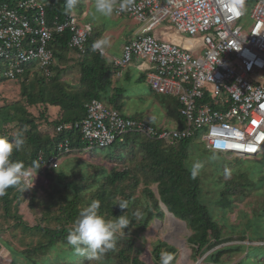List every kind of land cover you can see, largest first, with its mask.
Instances as JSON below:
<instances>
[{"label": "trees", "instance_id": "trees-1", "mask_svg": "<svg viewBox=\"0 0 264 264\" xmlns=\"http://www.w3.org/2000/svg\"><path fill=\"white\" fill-rule=\"evenodd\" d=\"M17 1L0 0V3L13 5ZM40 1L45 6L49 24H53L55 17L62 19L67 13H71L65 8V0ZM68 41V32L55 36L49 46L55 56L49 66L50 75L43 76L38 71L26 73L24 77L13 82L20 85L21 100L0 107L3 115L0 116V136L7 137L9 142L21 137L24 139L22 149L14 150L11 160L24 164L23 171L29 179L27 184L21 178L19 185L8 188L5 194L0 196V253H9L8 264H88V257L76 255L73 248L67 245L66 236L78 219L79 212L93 201H99V212L105 219L126 213L130 221L123 233H117L115 246L101 255L105 256V260L97 264H144L140 259L142 250L136 247V241L138 236L148 229L153 219L164 217L159 203L176 219L185 223L191 233L187 243L192 246L194 259H201L207 254L201 264H242L245 260V264H250L249 252L246 251L245 258L233 262L234 255L245 249L241 243L229 242L248 241L250 244L262 246L264 231L259 230V222H249L246 225L249 229L255 226L250 235L241 231V235L234 240L232 237H223L222 229L215 219V211L211 210L203 198V178L199 171L195 177L191 173L194 152H208L194 144L197 140H184L170 146L134 135L136 138L131 140L132 146L128 149L131 150L130 156L127 155L128 151L121 157H107L100 153L99 149L88 150L110 160L114 165L109 169L95 166L96 170L91 174L84 171V163L71 168L73 158L62 162L66 156L84 150L78 149L81 141L79 129H63L62 132L56 128L61 124L81 122L85 117V105L93 99L120 110L123 107L122 97L129 85L126 81L117 79L119 70L112 64H107V61L92 49V35L84 43L82 50L73 51ZM66 71L68 74L77 73V84L72 85L66 80ZM173 102L174 114L170 105L166 110L169 118L178 116L175 99ZM51 107L59 110L54 120H50L48 115ZM31 109H38L39 117L33 115ZM144 121L157 127L156 124ZM12 126L18 127L19 131L10 136L8 133ZM65 142L70 151L65 153L62 149V153H59L56 146L64 145ZM51 157H57V168L44 169V164L50 166ZM205 158L207 157L200 156L201 161ZM254 158H264V146L262 152ZM224 162L227 163L225 160ZM224 162L214 165V168L223 174L229 164H223ZM138 172L141 179L137 175ZM229 174H232V178L222 184L212 179L220 189L216 204L223 214L234 207L232 197L237 194L234 192L236 188L240 190L239 194L243 195L264 185V168L242 173L229 171ZM34 175L41 178L37 187L32 186ZM257 178L260 180H256ZM140 184L143 185V190L141 195L136 197L134 192ZM152 186H156L159 199L151 189ZM121 200L128 202L126 210L116 206ZM25 202L30 211L39 214L35 225L21 221L19 206ZM138 207L142 209L140 213L135 210ZM262 213L264 214V211ZM263 214L256 215L254 219L261 218ZM16 235L22 239L20 243L15 240ZM159 243L161 244L156 245L153 250L152 264H160L163 248L173 254L171 264H175L176 248L168 246L165 242ZM258 255L255 257L256 261ZM0 264H5V259L0 257Z\"/></svg>", "mask_w": 264, "mask_h": 264}, {"label": "built area", "instance_id": "built-area-1", "mask_svg": "<svg viewBox=\"0 0 264 264\" xmlns=\"http://www.w3.org/2000/svg\"><path fill=\"white\" fill-rule=\"evenodd\" d=\"M127 3L123 12L117 5L114 14L138 22L139 34L110 62L119 71L135 61L149 64L150 90L175 99L182 126H151L93 99L81 122L57 131L79 129L82 141L99 149L133 134L170 146L198 138L208 151L228 157L259 155L264 146V0ZM0 4V84L36 71L49 76L55 36L68 32L69 47L82 50L92 35L83 13H67L49 24L40 0ZM94 51L107 58L104 49ZM62 149L70 151L67 143L57 145L59 153ZM49 161L44 169L59 164L57 157Z\"/></svg>", "mask_w": 264, "mask_h": 264}, {"label": "rangeland", "instance_id": "rangeland-1", "mask_svg": "<svg viewBox=\"0 0 264 264\" xmlns=\"http://www.w3.org/2000/svg\"><path fill=\"white\" fill-rule=\"evenodd\" d=\"M94 8V0H78V3L76 4V7L73 11H71L72 14L79 16L82 12V9H85V12L87 14V22L96 21L98 26L104 25L105 28H111V24L113 22L112 16L105 18L103 16H99L98 14L94 17L92 15V11ZM135 24V23H134ZM247 24H249V21H247ZM139 25V24H138ZM119 42H116L114 48L112 49L113 52H117L119 54L118 49H116V45ZM72 56V55H71ZM71 64V62L69 63ZM69 66V65H68ZM67 65L65 66L66 69ZM63 69V71H65ZM66 80H69L70 84L75 85L78 81V75L76 72H71L68 74L66 71L65 73ZM131 77V78H130ZM129 79L126 81V83H130L128 92H127V99L125 101V105L123 109L121 110L124 115L129 117H136V118H143L144 120L151 122L153 124H156L157 126H164L163 124L167 126H174L181 123V120L179 118V115L175 118H169L166 115V110H168V105H170V110L174 114L175 112V104L174 99L169 97H163L158 96L155 93L151 92L147 85L144 82L140 83H134L135 78L133 76H130ZM20 85L13 82H4L0 84V107L3 105H11L19 102L21 100L20 96ZM177 104V103H176ZM51 110V109H50ZM33 115L36 117H39L38 114H40V111L38 109H31L30 110ZM50 120H54L56 116L48 112ZM0 116L2 115V111L0 112ZM37 120H39L37 118ZM42 120H40L41 122ZM9 127V126H8ZM9 129V128H8ZM10 132L8 135L12 136L14 133L19 131L18 127L12 126L10 128ZM134 138L133 134H128L123 137L122 142H115L110 147L98 150L95 149V147L91 146L87 142H83L82 140L79 142L78 149L84 150L77 153H72L65 157L62 162L68 160V159H74L72 164L70 165L71 168H73L76 164L84 163L85 167L83 168L85 172L92 173L95 171V166L100 167H107L108 169L111 167H114L113 163H111L110 160L102 158L101 156L93 153L88 152L89 149H93L94 151L98 150L100 153H102L104 156L107 157H116V156H123L124 153L128 151V149L132 146V141ZM195 145H198L199 147L203 146L199 141L194 142ZM129 152V153H128ZM127 152V155L130 156V151ZM136 152V150L134 151ZM203 155L204 157H207L203 159V161L200 160V156ZM227 161V163L224 162ZM194 161H198L201 163L202 167L199 169V172L201 174V177L203 178V185H204V191H203V198L205 199V203L212 208L211 210L215 211V219L218 222V224L221 227L222 235L224 238L232 237L233 240L241 235V231L243 233L250 235L252 233V229L255 226H252V229H249L246 225L249 222H253L258 224L260 223L259 230L264 231V214L262 213L264 211V185H262L258 190H251L246 192L245 194L241 195L240 190L236 188L234 190L236 195L232 197V204L233 208L232 210H229L228 213L223 214V212L218 207L219 205L216 204V201L218 199V192H220V189L218 186H216L213 181L216 183H224L223 181H228L232 178V174H229V171L242 173L246 170L248 171H255L258 169L264 168V158H252V159H243L240 157H227L224 155H217L210 152H203L199 150V154L194 152L193 160L191 159V162L193 164ZM227 164L223 172H219L214 168L215 164L222 163ZM115 164V163H114ZM116 167L117 162H116ZM132 167V166H131ZM120 168V167H119ZM230 169V170H229ZM217 174V175H214ZM218 174H222V176H218ZM139 179H141L140 172L137 173ZM264 175V174H263ZM34 179L32 182V186H36L40 184L41 178L38 175H34ZM213 179V181H212ZM23 180L25 183L29 184V179L24 176ZM256 180H260V178H257ZM151 189H153L154 192H156V186H152ZM143 190V185L140 184L138 188L135 190L136 197L140 196ZM241 200V201H240ZM209 202H212L210 204ZM209 203V204H208ZM135 210L140 213L141 208H135ZM263 216L259 219H254L256 215H262ZM2 215V203L0 202V218ZM19 215L22 218L21 221L26 222L30 225H35L38 220L37 217H39V214L33 213L29 210L27 203H23L19 206ZM171 217H167L164 215V217H161L160 219H153L152 222L149 224L148 229L145 232H142L136 241V247L142 250V254L140 256V259L144 262V264H152V253L156 245L161 244L159 242H165L168 246L175 245L177 243H183L185 253L182 252L179 245H175L176 247V254H175V264H195L199 259H194L193 257V251L192 246L189 245L188 238L191 235L190 231L186 228V226H181L182 222L177 220L178 224L180 223V227L173 226L174 219L170 221ZM2 223L0 222V225ZM234 228V230H233ZM251 228V227H250ZM255 230V228H254ZM260 235V234H259ZM16 241L18 243L21 242L22 239H20L19 235H16ZM264 237V236H262ZM259 237V238H262ZM14 241V243H17ZM24 242H28L27 239H23ZM229 243H235V244H242L243 248L245 250H240V253L234 255L233 262H239V260L245 258L246 252H249L250 256V264H264V245L259 246L255 243L250 244L248 241L239 242H229ZM245 244V245H244ZM178 246V247H177ZM172 247V246H171ZM161 251H167L166 249H162ZM187 253V254H186ZM258 255L256 261V255ZM0 257L2 259H5V264H8L9 262V253L2 251L0 253ZM103 257H100L99 260L96 259H90L88 264H97L98 262H103L105 260ZM246 261V260H245ZM245 261L242 264H245Z\"/></svg>", "mask_w": 264, "mask_h": 264}, {"label": "clouds", "instance_id": "clouds-1", "mask_svg": "<svg viewBox=\"0 0 264 264\" xmlns=\"http://www.w3.org/2000/svg\"><path fill=\"white\" fill-rule=\"evenodd\" d=\"M77 3L78 0H65L66 10L68 12L73 11ZM118 7L121 12L125 11L128 7L127 0H120ZM116 8L117 0H94L92 15L95 17L98 14L99 16L108 18L113 15ZM238 8L241 14H243V3L239 4ZM108 43L109 42L107 40L102 39L94 42L92 47L94 50H100L101 52H103L104 46H106ZM118 111L124 115L122 111ZM175 126L181 127L182 123L168 127ZM192 140L199 141L198 138H193ZM24 142L25 141L22 137L9 142V139L7 137L0 136V196L4 195L5 191L8 188L19 185L21 178L25 175V172L23 171L24 164L22 162H12L11 160L13 151H20L22 149V146L24 145ZM199 142L201 143L203 148H205L204 144L201 141ZM205 150L208 151L206 148ZM257 156L246 157L243 159H250ZM201 167L202 165L200 162H193L191 168L193 177L198 174V171ZM116 206H118L122 210H126L128 207V202L126 200H121ZM99 207V201H93L89 206L84 207L79 212L78 219L74 222L72 230L66 236L67 245L73 248V251L76 255L86 256L89 259L99 260L103 253L115 246L117 233H123L130 224L126 213L116 218L105 219V217L100 214ZM173 259L174 256L172 253L168 251H161L160 264H171Z\"/></svg>", "mask_w": 264, "mask_h": 264}, {"label": "crops", "instance_id": "crops-1", "mask_svg": "<svg viewBox=\"0 0 264 264\" xmlns=\"http://www.w3.org/2000/svg\"><path fill=\"white\" fill-rule=\"evenodd\" d=\"M119 2H120V0H117V5H119L118 4ZM82 12H83L82 15L84 16L83 22L92 26L93 41L96 42L98 40L103 39V40H107L109 42L103 48L107 54V58H104V59L107 61V63L109 62V64H111L110 61L113 58H118L121 55V50H122L123 45L126 44L127 42L131 41L132 39L136 38L137 34H139V30H138V28L140 29V25H138L139 23L136 22L135 20L127 17V16H120L119 17L113 13V15H112L113 22L111 24V28H109V27L105 28L104 25L98 26L96 21L87 22V20H86L87 14L85 12V9L84 10L82 9ZM133 36H134V38H133ZM116 42H119L116 45V49H118L119 54H117V52L112 51ZM149 68H151V66L149 64H147L146 62L135 61L131 65H129L126 68L119 71V75H117L118 76L117 79H120L121 81L125 82L129 79L130 76H133L135 78L134 83L144 82L147 85V87L149 88V86L146 82L147 73H148L147 71L149 70ZM129 85H130V83H129ZM129 85H128V88H129ZM127 92H128V90H127ZM127 92L122 97L123 98V100H122L123 107L125 105L126 99L128 98ZM123 107L121 109H123ZM49 109H51V110H49L48 112H50L51 114H53L54 116L57 117V113L59 112L58 108L51 107ZM166 115H167V113H166ZM163 125H165V124H163ZM171 246L174 248L176 247L175 245H171Z\"/></svg>", "mask_w": 264, "mask_h": 264}, {"label": "water", "instance_id": "water-1", "mask_svg": "<svg viewBox=\"0 0 264 264\" xmlns=\"http://www.w3.org/2000/svg\"><path fill=\"white\" fill-rule=\"evenodd\" d=\"M155 195H156V197L159 199V196H158V194H157V191H156ZM159 205H160V207H161V209H162V211H163V213H164L165 216H167V217H171L172 219H174V220L177 222V219H176L171 213H169V212L167 211L166 207H165L162 203H159ZM182 226H183V227L186 226L184 222H182ZM206 255H207V254H206ZM206 255H205V256H206ZM205 256H203V257H202L198 262H196L195 264H199V263H201V261L205 258Z\"/></svg>", "mask_w": 264, "mask_h": 264}, {"label": "bare ground", "instance_id": "bare-ground-1", "mask_svg": "<svg viewBox=\"0 0 264 264\" xmlns=\"http://www.w3.org/2000/svg\"><path fill=\"white\" fill-rule=\"evenodd\" d=\"M119 4V3H118ZM138 30H139V28H138ZM137 34V33H136ZM133 38H134V36H133ZM87 45V44H86ZM73 51H75V49L73 50ZM110 56V55H109ZM53 57H55V56H53ZM54 60V59H53ZM111 63V62H110ZM107 64H109V62L107 63ZM101 102V101H100ZM68 124H70V123H68ZM72 124V123H71ZM62 125V124H61ZM64 125V124H63ZM57 129V128H56ZM78 130V129H77ZM71 131V130H70ZM79 131V130H78ZM62 132H63V130H62ZM84 142V141H83ZM66 143V142H65ZM65 145V144H64ZM92 146V145H91ZM57 147V146H56ZM94 147V146H93ZM53 154V153H52ZM58 155V154H57ZM62 157V156H61ZM49 159V158H48ZM59 159V158H58ZM43 164V163H42ZM57 168V167H56ZM43 170V169H42ZM53 170V169H52ZM172 220V218H170V221ZM178 222V221H177ZM175 220H174V222H173V226H177V227H180V223L178 224ZM182 226V225H181ZM178 245H179V247H180V249L182 250V252L183 253H185V250H184V246H183V243H177ZM177 244H175V245H177ZM187 254V253H186Z\"/></svg>", "mask_w": 264, "mask_h": 264}]
</instances>
